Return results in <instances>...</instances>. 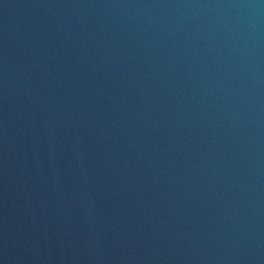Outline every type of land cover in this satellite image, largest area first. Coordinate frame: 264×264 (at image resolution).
Segmentation results:
<instances>
[{
	"label": "water",
	"instance_id": "obj_1",
	"mask_svg": "<svg viewBox=\"0 0 264 264\" xmlns=\"http://www.w3.org/2000/svg\"><path fill=\"white\" fill-rule=\"evenodd\" d=\"M0 264H264V0H0Z\"/></svg>",
	"mask_w": 264,
	"mask_h": 264
}]
</instances>
